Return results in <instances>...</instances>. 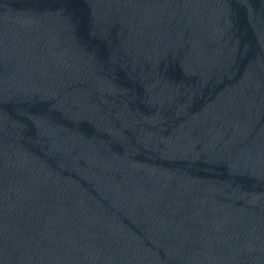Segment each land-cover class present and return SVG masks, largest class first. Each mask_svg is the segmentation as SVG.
Here are the masks:
<instances>
[{
    "label": "water",
    "instance_id": "obj_1",
    "mask_svg": "<svg viewBox=\"0 0 264 264\" xmlns=\"http://www.w3.org/2000/svg\"><path fill=\"white\" fill-rule=\"evenodd\" d=\"M0 264H264V0H0Z\"/></svg>",
    "mask_w": 264,
    "mask_h": 264
}]
</instances>
